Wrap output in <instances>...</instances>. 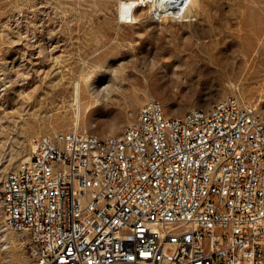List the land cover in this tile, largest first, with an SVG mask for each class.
<instances>
[{
  "label": "built area",
  "instance_id": "built-area-1",
  "mask_svg": "<svg viewBox=\"0 0 264 264\" xmlns=\"http://www.w3.org/2000/svg\"><path fill=\"white\" fill-rule=\"evenodd\" d=\"M33 142L0 217L36 264H264V121L238 97L179 116L151 99L119 137Z\"/></svg>",
  "mask_w": 264,
  "mask_h": 264
},
{
  "label": "rangeland",
  "instance_id": "rangeland-1",
  "mask_svg": "<svg viewBox=\"0 0 264 264\" xmlns=\"http://www.w3.org/2000/svg\"><path fill=\"white\" fill-rule=\"evenodd\" d=\"M118 7V0H0V73L9 85L0 94V192L6 174L32 155V139L76 128L119 137L151 99L179 116L236 96L264 116L259 45L248 56L231 45L228 68L195 64L208 61L197 46L208 36L264 38V0H195L181 17L143 5L133 23L121 22ZM5 233L0 264H36L26 238Z\"/></svg>",
  "mask_w": 264,
  "mask_h": 264
},
{
  "label": "bare ground",
  "instance_id": "bare-ground-1",
  "mask_svg": "<svg viewBox=\"0 0 264 264\" xmlns=\"http://www.w3.org/2000/svg\"><path fill=\"white\" fill-rule=\"evenodd\" d=\"M119 1V17L123 23H133L137 20L134 14L135 9L139 6L149 5L151 10L154 12H160L168 17H181L185 15L190 9L195 0H118ZM204 37V36H203ZM203 37H199L198 40H202ZM205 38V37H204ZM206 42L202 43L197 41V46L199 47V53H202L203 56L208 58V61L199 60L195 64L197 66L201 63L206 65H212L220 68H228L229 65H232L230 61V55L227 54L228 49L232 45H237L243 48L242 54L248 56V53H252L257 49V53L260 54L264 50V38H253V39H226L225 37L219 36H208ZM259 45V48H255ZM255 48V49H254ZM213 50H216L213 51ZM192 54V53H191ZM253 54V53H252ZM207 60V59H206ZM178 61L185 63L190 61L189 59H184L182 57L178 58ZM192 62V61H191ZM76 82V81H75ZM74 84V82H73ZM2 85H8L7 80L2 74ZM75 99L78 103L82 98V88L80 83H75ZM98 90V89H97ZM74 96V95H73ZM76 103V104H77ZM78 107V105H77ZM79 108V107H78ZM256 114H258L256 109ZM260 121H264V116L259 115ZM78 119V117H77ZM76 124V123H75ZM77 126V124H76ZM77 129V128H76ZM33 150H35V145L32 139ZM32 149V148H31ZM31 158V155L24 158L21 162V165L28 162ZM1 237L6 239V233L2 225L0 226Z\"/></svg>",
  "mask_w": 264,
  "mask_h": 264
}]
</instances>
